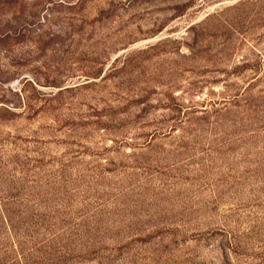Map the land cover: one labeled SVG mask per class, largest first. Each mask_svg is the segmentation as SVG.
I'll list each match as a JSON object with an SVG mask.
<instances>
[{
  "label": "rangeland",
  "instance_id": "obj_1",
  "mask_svg": "<svg viewBox=\"0 0 264 264\" xmlns=\"http://www.w3.org/2000/svg\"><path fill=\"white\" fill-rule=\"evenodd\" d=\"M0 264H264V0H0Z\"/></svg>",
  "mask_w": 264,
  "mask_h": 264
}]
</instances>
